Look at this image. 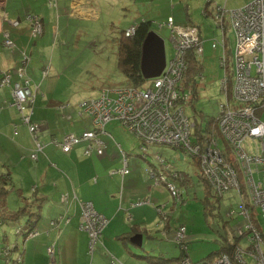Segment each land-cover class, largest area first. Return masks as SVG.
<instances>
[{
	"label": "rangeland",
	"instance_id": "374dc122",
	"mask_svg": "<svg viewBox=\"0 0 264 264\" xmlns=\"http://www.w3.org/2000/svg\"><path fill=\"white\" fill-rule=\"evenodd\" d=\"M0 1L3 2V0ZM249 1L212 0L215 3L210 6L208 0H8V8H15V14L17 13L16 16H19V21L14 26L15 30L13 31L15 39L12 33L11 39L23 46L24 43L19 42L17 38L23 37L24 42H26L29 36L30 50H36L40 47V53L32 52L34 53L32 56L29 48L22 47L18 50L17 43L16 46L15 44L13 46L6 45L2 49L11 50L19 61L24 58V55L27 56L24 62L26 73L31 81L37 80L35 81L37 93L34 96V106L39 97L44 94L46 97L52 95L53 99L62 104L53 107L57 109V114L52 116L57 119L58 125L61 124L63 127L67 124L72 129L78 126L84 118L79 113L78 105L81 101L96 97L102 87L113 89L130 84L117 61V41L124 29L135 25L142 19L150 20L151 29L159 33L164 40L165 56L166 59H169L174 54V45L171 39L170 26L166 22L172 19L177 25L191 24L197 26L203 51L199 55L202 68L194 79L196 98L193 106L196 111L205 115L203 120L205 127L208 120L215 118L218 114L219 103L224 98V93L221 91V80L225 69L221 65L222 49L219 45L212 46V42L221 34V28L217 24L216 9L220 6L227 11L224 19V33L228 66L232 68L233 52L237 41L235 31L229 22L228 12L245 5ZM237 2L238 5H236ZM35 14L42 18V33L37 36L32 34L31 22L26 18L27 15ZM160 24H162L161 27ZM32 65L40 67L42 70V75L40 74L37 79H34L30 73ZM7 71L10 73L9 70H1L0 78ZM47 82H50L49 89L53 93L46 89ZM3 87L10 89L12 97L11 83L2 85L0 89ZM111 94L114 93L111 92ZM12 105L16 107L14 103ZM193 106L185 104V111L191 118L195 114V119L198 122L202 117L200 118L194 112ZM58 107H60L61 112L58 111ZM18 113L21 115L19 111ZM87 118L85 119L89 123ZM259 118L264 121V109L260 112ZM21 123L20 125H24L27 135L33 143V147L29 151L25 148L29 154L27 153L22 161L15 159L16 152L13 151V146L10 145L9 147L8 144L11 140L10 137L3 135L4 144L0 143V174H2L0 189L6 190V210L0 206V264H9L8 261L13 256V252L16 254L17 250L19 251L17 245L15 246L16 241L19 242L24 237L23 234H20L19 227L25 225L28 216L27 211L19 215V218L14 219L8 216L10 212L26 203L29 205L26 210L33 211V208L41 203L40 199L43 200V198L48 197L45 196L43 189L44 183L48 180H41L40 175H38L43 174V169L38 172L35 171L37 164L35 161L39 158L38 155L43 153L45 140H47V137L43 136L40 130L41 126L43 128L45 124L39 123L36 133H32L26 123ZM45 128L47 129V127ZM104 128L111 134V136H104H109L115 145L118 142L126 152L137 153L135 157L140 158L139 162L145 163L142 160L144 158L138 155L141 151L140 140L123 127L118 119L112 118L105 124ZM76 133L79 134L80 132ZM12 140L27 147L25 143L17 141L13 135ZM37 142L41 144V148L36 150V157H32L31 153L36 148ZM243 145L247 151L255 152L253 142L250 145H246V143ZM149 149L151 151H147V159L144 160L159 165L153 153H160L166 162L182 173L181 176L186 178V182L182 183L179 179H175V183L181 191V198L179 199L170 194L166 183L158 182L155 184H159L163 193L159 197L162 198L158 205L154 206L159 209L157 221L155 224L151 223L147 226V231L152 234V237L144 236V239L147 238V246L145 243L142 244L143 247L146 246L149 250L151 248L157 253L161 252L165 257L178 255L181 247L176 239V230L180 223H184L186 227L182 240L188 242L187 255L193 261L198 260L202 255L214 252L213 249L219 248L221 244L218 240L220 233L227 236L224 240L226 244L229 243L227 240L234 235L232 240L236 241L237 245H246L247 233L242 235L239 241L238 237H235L238 236V229L244 225L246 220L240 213L242 195L236 187L225 189L217 203L206 192L203 180L196 172L198 166L190 155L167 144H153ZM167 174L170 173L167 171ZM259 177L260 172L255 171L254 178L258 180ZM61 194H65L67 197L65 192ZM61 194H59L60 198ZM205 197H208L212 204V214L205 213ZM73 199L78 201L75 193H73ZM154 203L152 204L154 205ZM46 210L45 207L42 211L43 215L49 217ZM258 211V208L253 210L252 218L264 236V217H261ZM41 222L42 218L39 223ZM49 246L53 248L52 252L46 248L49 264H57L54 245L49 244ZM132 247L134 250H142L134 245ZM215 256L214 253L208 258L213 259ZM13 259V264H20L21 255L18 254ZM111 261L109 259L108 263ZM96 262L95 258L90 264H97ZM99 263L105 264L106 262L101 261ZM141 264L158 263L141 259ZM249 264L254 263L250 261Z\"/></svg>",
	"mask_w": 264,
	"mask_h": 264
},
{
	"label": "built area",
	"instance_id": "2783aa9c",
	"mask_svg": "<svg viewBox=\"0 0 264 264\" xmlns=\"http://www.w3.org/2000/svg\"><path fill=\"white\" fill-rule=\"evenodd\" d=\"M228 14L237 41L232 68L227 61L223 14L217 15L221 34L212 42L213 47L219 45L222 49L221 65L225 68L221 80L224 98L219 103V112L214 121L217 134L211 133V127L201 134L193 133L197 121L185 111V104H189L192 95V88L183 83L187 52L192 49L200 55L203 51L199 28L191 24L177 25L170 19L166 24L171 29L174 54L166 59L162 72L139 85L129 84L113 89L102 87L96 97L85 99L78 105L79 113L89 118L90 127L84 128L79 134L67 132L59 141H55L65 152L77 143L85 142L84 154L89 155L92 149L101 154L106 145L101 135L111 136L104 128L105 124L116 118L140 140V156L144 159H147V151L151 145H171L197 159L203 177L214 192L222 194L225 189L236 187L242 195L240 213L246 219L238 229V241L247 233L246 245H237L232 240L233 235L227 240L231 250H223L213 259L200 261H193L184 253L178 264H249L250 261L264 264V236L252 218L256 208L260 216L264 217V121L259 118L264 109V0H250ZM26 18L31 22L32 34H41V17L35 14L27 15ZM7 21L13 26L18 22L16 18ZM135 26L131 25L125 33L132 34ZM2 36L5 46L14 45L8 29L2 30ZM26 58L24 55L13 69L17 80L11 83L12 103L21 113V121L28 125L32 133H36L39 124L31 115L37 85L26 73ZM10 77L11 71L5 72L0 78V87L10 84ZM252 142L255 152L247 151L243 145H250ZM116 145L122 162L119 170L127 173V154L119 143L116 142ZM40 148L41 144L37 142L31 156L36 157V150ZM153 156L161 167L151 165L148 169L149 176L155 183H166L174 198H181V191L175 183L177 171L172 170L173 166L160 153H153ZM255 171L260 172L258 180L254 178ZM61 199L67 200L66 195L61 194ZM147 201L148 199H137L133 204ZM80 207L79 228L87 231L89 247L92 249L100 238L107 217L98 212L91 201L80 202ZM185 231L183 224L176 230V239L182 251L186 248V241L182 240ZM36 233L37 229L34 228L27 235L33 236ZM47 250L52 252L53 248L48 246Z\"/></svg>",
	"mask_w": 264,
	"mask_h": 264
},
{
	"label": "crops",
	"instance_id": "0c3cea01",
	"mask_svg": "<svg viewBox=\"0 0 264 264\" xmlns=\"http://www.w3.org/2000/svg\"><path fill=\"white\" fill-rule=\"evenodd\" d=\"M208 2L210 6L215 3L212 0ZM8 4V0L0 1L1 49L5 47L2 36L3 29H8L10 35L12 33L14 37L15 27L7 19L16 18L19 21V16H16L17 13L15 14V8H8ZM236 5H238V2ZM216 10V17L220 13L223 14L225 19L227 11L224 8L221 9L220 6ZM29 39L28 36L27 41L24 42L23 37L17 38L24 45L22 46L15 40L14 44L15 46L16 43L18 44V50L22 47L30 50ZM1 49L0 72L1 70H11L10 79L14 82L17 80V76L13 69L18 64L19 59L12 54L11 50ZM32 52L39 54L40 47L31 51L33 56L34 53ZM30 73L34 79H37L40 74L42 75V70L40 67L32 65ZM35 81L37 80L32 82L35 83ZM49 85L50 82H47L46 89L53 93L49 89ZM51 96L47 95L46 97L44 94L39 97L31 115V118L38 124H45L43 128L41 126L40 130L43 136L47 137V140H45L43 153H39V158L35 161L37 162L35 171L38 172L43 169V174L38 175H40L41 180H48L44 183L43 189L45 196L49 198L40 199L41 203L33 208V212L36 211L41 215L42 222L37 223L39 227H35L37 229L35 235H26L21 241H16L19 251L17 250L16 254L13 252L11 260H14L13 257L20 254V264H49L46 253L49 244L54 245L55 262L57 264H90L95 258L97 264L101 261L106 262L105 264H141V259L150 261L151 257L153 259L160 258L161 260L173 258L174 256L165 257L161 252L157 253L152 251L151 248L150 250L147 249V238L144 239V236L152 237V234L147 231V226L151 223L155 224L157 221L159 210L154 206L158 205L162 198L159 197L163 193L159 184L155 185L156 183L148 174L149 167L151 165L157 166V164L141 158L145 162L143 164L139 162L140 158L135 157L137 153L126 152L120 146L127 154L129 168L127 173H121L119 170L122 164L120 150L109 136H104L105 134L101 135L106 144L101 154H97L95 149H92L89 155L84 154L85 142L77 143L67 152L63 151L55 141H59L67 132H81L84 128L90 127V120L87 118L88 123L86 117L81 115L84 117L81 123L72 129L67 124L63 127L61 124L58 125L57 119L52 116L57 114V109L53 107L62 104ZM58 108V111L61 112L60 107ZM21 122L16 107L12 105L10 89L8 87L1 88L0 143H3V135L11 138L8 144L9 147L10 145L13 146L17 161H22L27 155L28 152L25 148L29 151L33 147L26 128L24 125H20ZM12 135L15 136L17 141L25 143L27 147L15 143L12 140ZM112 170L113 172H110ZM35 182L37 181L35 180ZM64 192L67 194V200H62L59 196ZM73 193L76 194L78 201L73 199ZM142 198L148 199L146 204H133L135 200ZM87 200L92 202L98 212L107 217L100 238L96 241L92 250L89 247L88 233L79 228L81 215L79 201ZM45 207L49 217L43 215L42 211ZM52 220L54 221L52 222ZM180 224L184 225V223ZM138 232L142 233V244L146 243L144 247L139 246L143 252L142 250H134L132 247L134 244L130 242V237ZM20 234L22 233L20 232ZM216 249L218 248L213 250ZM214 253L217 256L219 250L202 255L198 260L208 258ZM109 259L112 260L110 263H108Z\"/></svg>",
	"mask_w": 264,
	"mask_h": 264
},
{
	"label": "trees",
	"instance_id": "16d2710c",
	"mask_svg": "<svg viewBox=\"0 0 264 264\" xmlns=\"http://www.w3.org/2000/svg\"><path fill=\"white\" fill-rule=\"evenodd\" d=\"M151 21L148 19H142L140 22L136 23L135 25V30L132 34H126L125 30H123L121 36L119 37L117 41V61L118 65L123 72L124 76L129 80L130 85H139L142 82H144L146 79H144L141 75L140 72V56H141V44L142 41L149 29H151ZM202 68L199 60V55H197L192 49L188 50L187 52V69L184 73L183 77V83L185 86L191 87L192 88V95L189 99V104L193 106V102L196 98V88H195V77L196 75L200 72V69ZM11 71V70H10ZM194 112L200 116V120L195 123L193 133L196 134H201L202 132L209 130L211 127V133L212 134H217V131L215 129V118L208 120L206 123V126L204 127L203 120L205 119V115H203L201 112H198L195 110L193 106ZM195 118V114H194ZM196 120V119H195ZM141 154V151H140ZM193 161L197 164L198 169L197 173L200 176V178L203 180L205 190L206 192L212 196L218 203L219 198L221 197L222 194H218L214 192L207 180L203 177L198 161L196 158L191 157ZM172 170L177 171L175 179H179L180 182L185 183L186 178L184 176H181L182 173H180L176 168H172ZM2 178V174H0V179ZM5 193L6 190L0 189V206L1 208L4 207L6 210V202H5ZM205 205H204V210L206 214H212V209H211V202L209 201L208 197L206 198ZM213 205L215 206V203L213 202ZM29 207L28 203L24 204L23 206L19 207L15 211H11L10 214L8 215L11 218H19L21 214L27 211V219L25 221V225L22 227L20 226L19 232H21L24 236H26L31 230H33L37 223L40 220V214L38 212H33L31 210H26ZM225 226V225H224ZM238 237V236H235ZM227 236L223 233H220L219 235V241H220V246L218 249L219 253L223 250H231L230 244H226L224 240H226ZM16 246V244H15ZM188 243L186 242V248L185 250H181L179 255L174 256L173 258H168L167 260L165 259H153L151 257V260L154 261L155 263H161V264H178L179 259L181 256H183L184 253L188 254ZM14 250V249H13ZM214 250V251H216ZM19 253V252H18ZM218 253V254H219ZM1 255V253H0ZM7 259V258H5ZM207 259V258H205ZM11 259L8 261L10 264ZM20 262V261H19ZM14 263V260L11 261V264Z\"/></svg>",
	"mask_w": 264,
	"mask_h": 264
},
{
	"label": "water",
	"instance_id": "95a60500",
	"mask_svg": "<svg viewBox=\"0 0 264 264\" xmlns=\"http://www.w3.org/2000/svg\"><path fill=\"white\" fill-rule=\"evenodd\" d=\"M166 63L164 40L153 29H149L141 44L140 72L144 79L158 76ZM130 242L135 246L142 245V233H134Z\"/></svg>",
	"mask_w": 264,
	"mask_h": 264
},
{
	"label": "bare ground",
	"instance_id": "6f19581e",
	"mask_svg": "<svg viewBox=\"0 0 264 264\" xmlns=\"http://www.w3.org/2000/svg\"><path fill=\"white\" fill-rule=\"evenodd\" d=\"M19 229H20V228H19ZM180 259H181V258H180ZM180 259H179V260H180Z\"/></svg>",
	"mask_w": 264,
	"mask_h": 264
}]
</instances>
